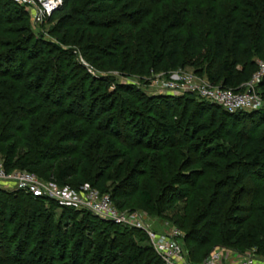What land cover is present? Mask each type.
<instances>
[{
  "label": "trees",
  "instance_id": "trees-1",
  "mask_svg": "<svg viewBox=\"0 0 264 264\" xmlns=\"http://www.w3.org/2000/svg\"><path fill=\"white\" fill-rule=\"evenodd\" d=\"M151 1L156 4L160 2L175 4L160 15L159 23L154 22L152 25L154 33L152 32L149 36L142 33L135 39L139 48L145 46L151 51L153 62L158 65L166 62L168 68L176 69L189 58L207 60L208 58L202 55L205 40L210 58L216 60V67L212 69L211 66L205 72L208 82L215 87L238 91L241 85L251 80L252 74L257 70V64L264 61V0H236L241 7L239 10L236 9L238 12L235 15L233 14L235 11L226 12L220 16L213 11L211 16L208 13L200 14V16L203 15L201 20L206 22L210 20L212 23L206 35L203 34L205 30H197L190 24H187L189 26L187 33L176 31L177 28L185 25L182 16L187 19L191 16V9L176 6L178 0ZM4 2L10 3L12 10L20 16L27 17L24 7L13 1ZM128 2L129 0H101L100 2L93 0L92 4L93 7L98 4L97 12L117 11L120 7H124L127 13L141 14L140 10L135 9L134 5L130 6ZM67 3L68 0H65V4ZM107 7L109 8L105 9ZM71 11L70 18L73 19V21L71 19L72 22L76 20L75 23H71L68 18L66 23L57 24L58 45L41 44V41L35 39L25 26L18 31L21 33L19 39H10L9 43L0 41V48L4 50L0 52V93L3 92L2 95L0 94V155L7 172L24 170L56 186H63L74 179V182L68 184L71 190L78 191L81 185H74L76 182L88 184L99 193L109 194L114 201L116 198H124L125 195L120 188H114L112 193L108 191L107 170L117 166L121 156L118 151H113L112 145L103 142L107 138L120 137L121 126L127 124L124 121V115H127L130 110L136 111L132 123L133 130L130 134H124L125 139L132 135H135L136 140L143 141L145 138L144 141L152 144L153 150L159 152L158 156L154 155L156 151L150 153V157L158 158L161 154H166L170 159L171 175H176L175 171L178 170L177 177L172 179L175 181L174 184L179 186H186L188 183L186 182L188 176H184L185 181H182L180 178L182 173H179L182 168L179 169L175 165L177 154H181L182 151V149L179 150L181 142L182 140L192 142L196 134H207L211 131L215 122L216 109L222 112L220 116L224 120L264 119V110L229 113L193 95H160L149 98L143 96L135 86L117 85L108 83L105 79L93 78L84 67L75 62L71 51L62 47L75 42V37L70 41V33L66 31L70 24L90 28L95 26L83 8L74 7ZM120 37L121 35L114 32V35L111 34L105 38L107 40L105 46L107 49L123 47L121 56L129 59L133 50L123 41H119L123 40ZM98 39L97 34H91L89 37L84 35L76 40L75 44L77 43L83 50L85 59H87V52H92L96 56L100 54V47L96 43ZM83 43L85 44L82 46ZM40 44L48 48L45 53L41 52L43 49H39ZM10 46L12 50L6 49ZM102 51L101 47V53ZM22 53L25 55L22 56ZM25 61L28 64L26 68ZM140 64L142 66H139L137 72L147 73L149 68L142 62ZM120 68L129 71L130 67L121 63ZM72 86L79 90L76 96L70 95ZM88 95L91 96V100H86ZM118 95H129V99L133 98L134 103H131L129 99H123L122 102ZM59 104L62 106L60 107ZM180 105H182L180 115L174 118L171 113L177 112ZM190 106H193L191 112L188 111ZM150 110H154L155 117H149L150 122H148ZM96 111L98 116L99 113L103 116L100 117L101 119L96 117L97 121L94 123L96 118L91 116ZM205 111H211L210 120L203 118ZM51 113L53 117L49 119L48 115ZM193 118H196L197 125L193 126ZM87 120L93 124L92 127L96 131L92 139H89L90 145L88 141L86 143L83 141L87 132L82 124ZM206 137L202 136L203 142ZM228 138L227 147L216 143L212 149V156H223L225 160L229 157L231 161L246 170L264 166V136L255 138L238 130L233 131ZM219 139L221 136L213 137L216 142ZM95 140L101 141V145L96 144ZM126 142L130 148L132 142ZM176 149L180 152L177 153ZM153 171L154 169L151 168L148 174L150 175ZM141 174V176L145 175ZM242 174L246 176L244 170ZM132 184L134 186L135 181ZM160 187L162 192L159 190L160 194L154 197L144 189L139 190L138 198L147 209L154 212L161 209L159 213H162L172 206L173 199L177 198L174 193L178 189L171 187L172 189L169 190L164 183ZM47 202L58 206L51 199L0 187V216L3 219L12 218L9 221L12 228L10 235H6L5 231L0 229V244L4 245L5 240L8 239L6 236L11 235L9 239L11 244H14L12 252L5 246L8 252L2 251L0 264H31L32 262L33 264H53L51 256L60 251L68 252L69 244H64V238H69L67 231L61 230L60 221H56L53 215L47 220L43 216L48 214L45 208ZM228 202L230 204L233 202V197L229 193L221 196L212 195L205 208L206 219L213 224L221 223L224 218L226 219L224 214L227 213ZM61 208L62 217L68 218L71 222L69 232L82 238L85 234H95L98 239L101 237L102 251L112 252L115 249L112 237H122L132 233L137 236V239L131 241L132 254L127 264H163L149 244L147 235L142 231L102 220L83 209L62 206ZM234 225L240 227L241 221H236ZM34 235H39L40 243L33 247L34 252L29 251L27 253L29 257L23 260L17 254L24 249L25 244L30 243ZM234 244L240 254L245 253L249 248H255L256 255H264V241L256 232L242 233ZM79 251L80 245L75 244L73 253L68 257L72 264H86L85 259L78 258ZM208 254L209 251L203 252L199 259L206 258ZM190 255L194 258V251H191ZM104 256L109 257L107 254ZM100 258L99 264H107L106 258Z\"/></svg>",
  "mask_w": 264,
  "mask_h": 264
},
{
  "label": "rangeland",
  "instance_id": "rangeland-1",
  "mask_svg": "<svg viewBox=\"0 0 264 264\" xmlns=\"http://www.w3.org/2000/svg\"><path fill=\"white\" fill-rule=\"evenodd\" d=\"M4 1L0 0V19L2 20V22H0L1 43H9L8 41L10 39H19V37H21V33L18 31L22 28V26H25L35 39L41 41V44L58 45L56 39L59 36L57 33L59 27H57V24L60 22L66 23L65 21L72 17L71 9L79 7L83 8V11L86 12L87 16L91 20V23H94L95 26L90 28L83 25L76 26L75 24H70L68 28H66V31L70 33V41H72L73 37H75L76 42V40L80 39L84 35L89 37L91 34H97L99 39L96 40V43L100 47V54L96 56V54H93L92 52H87V59H85L83 50L80 49V46L77 45V43L75 44L74 42L68 45H63L62 47L63 49H69L75 62L77 61L82 67H84L93 78L105 79L108 80V83H116L117 85L128 84L135 86L136 89L141 91L143 96L149 98L158 97L160 95L168 96V94L164 91L163 85L174 82L184 84L186 78L195 85H205L207 87L212 86L208 82L205 72L211 66L212 69L216 67V60H212L210 58V54L207 51L208 46L206 45L205 40L203 43L204 46L202 55L208 59L196 60L194 58H189L186 59L181 67L176 69L168 68L166 62H162L160 65L153 62V54L151 51L145 46L143 48H139V46L135 43V39L137 36H140V34L145 33L149 36L152 32L154 33V27L152 25L154 22H160V15L166 9H171V7L175 6L173 2H169L167 4L165 2H160L156 4L151 0L143 2L140 0H129L128 4L130 6L134 5L133 7L140 10L139 13L141 12V14L134 15L133 13H127L124 10V7H120L117 11L97 12L96 10L98 9V4L93 7V0H68L67 4H65V0H61L60 4L50 13V15H45L41 21H36L34 18L35 13H37L36 11L38 9V5L27 7L20 4L18 0H9L17 3L21 7H24V12L27 13V17H24L20 16L19 13L14 12L10 3ZM100 1L101 0H99V2ZM176 4V6L191 9L190 18L187 19L185 16H182L185 25L181 28H177L176 31L185 34L189 29L187 24H190L192 27H196L197 30H205L203 32L204 35L207 34L208 29H211L212 23L210 20H208L209 22L201 20L203 15L208 13V15L211 16L212 11L213 13L216 12V15L218 16L226 12L235 11L233 13L235 15L238 12L236 9L239 10L241 7V4L236 0H178ZM108 8L109 7L105 9ZM202 13L203 15L200 16ZM71 19L72 18L68 20L71 21ZM72 21L71 23H75L76 20H74V22ZM11 30L14 31L12 32ZM114 32L121 35L120 39L123 40L119 41H123L126 43V46L133 50L131 58H122L121 51L123 47L117 46L115 49L106 48L107 46L105 45L107 40L105 38L111 34L114 35ZM41 44L38 47L39 49H43L41 50V52L43 51L42 53H45L48 48L42 46ZM84 44L85 43H83L82 46ZM101 47L103 49V53H101ZM6 49L12 50V46ZM3 51L4 50L0 48V52ZM24 55L25 54L22 53V56ZM141 62L149 68L147 73L137 72ZM121 63L129 66V71L121 70ZM262 63H264V61L257 64V70L252 74L251 79L253 77L258 78V82L252 86L254 87L256 99H260L261 97L262 100H264V67ZM24 65H26V68L28 65L26 61L24 62ZM249 88L250 83L243 84L239 87V90H236L235 92H246ZM221 89L224 88L221 87ZM71 92L72 93H70V95L76 96L79 90H76V87L72 86ZM0 94L2 95L3 92ZM129 95L118 96L121 97L120 100L123 102V99H129L131 96ZM89 99L91 100V96L88 95L86 100ZM129 100L131 103H134L133 98H130ZM59 105L60 107L62 106L61 104ZM193 106H190V109L188 110L189 112L192 111ZM181 109L182 105L178 107L177 112H172L171 115L174 118H177L180 115ZM216 110L215 122L211 129L212 132L209 131L207 134H196L197 136L193 138L192 142L182 140V144L179 149L180 151L182 149L181 154L178 153L180 152L179 150H175L179 154V156L177 154V162L175 165H177L179 169L180 167L182 168L181 172L179 171V173H182L180 178L182 181H185L183 180L184 176H188L186 178V182L188 181L186 186L174 184L175 181L172 178L175 176L177 177L178 170L176 169L175 171L176 175H171V165L169 167L170 159L167 158L168 156L166 154H161L157 158L159 152H157V150H153L152 144L144 141L145 138L143 141L136 140L134 138L135 135H132L125 139L124 134H130L133 130L132 123L134 120V113L136 111L130 110L127 115H124V121L127 124L126 126H121L120 137L114 139L107 138L103 142L104 144L112 145L114 147L113 151H118L121 156L120 160L117 162V166L107 170L109 180L106 183V188L108 191L112 193L114 188H120L123 190V194L125 195L122 199L116 198L114 200L115 202L111 199L112 207L117 210L120 208V210H118L119 212L125 213L131 218L138 217L142 221L143 225L148 228V230L153 232L156 237L160 238L166 235H172L175 231H179L182 235L178 237L177 243L181 247L184 260L189 263L203 264L204 260L208 258V256L220 252L223 253L222 256L224 257L229 255V259L233 258L236 260L240 257L252 256L264 261V255H256L255 248H249L245 251V253L240 254L235 249L236 245L234 244L242 233L252 231L260 235L264 241V166L254 170H246V168H243L234 161H231L229 157L225 160L223 156H212V149L216 143L222 147H227L229 145L228 137L233 131L242 130L247 136L255 138L264 136V119L234 118L224 120L220 116L222 112L218 109ZM261 110H264V102ZM94 113L95 112L92 113L93 116H91V118L99 117L98 119H101L100 117L103 116H101L100 113L98 116L97 111L95 114ZM203 116L204 119L210 120L212 118L211 111H205ZM52 117L53 113L48 115L49 119ZM149 117H155L154 110H150V112H148V122H150ZM96 121L97 118L94 119L93 122L95 123ZM192 123L193 126L197 125L198 122L196 118H193ZM82 125L84 128L86 127L85 131L87 132L83 141L84 143L88 141V144L90 145L89 139H92L96 131H94V127H92L93 124L91 122L89 123V120L85 121ZM203 135L207 136L204 142L202 140ZM215 135L218 137L221 136V139L217 142L213 140ZM126 141L132 142L130 148L128 147ZM96 144L101 145V141H96ZM154 151H156V154L154 155L157 156L154 158L150 157V153H153ZM0 161L3 163L1 155ZM151 168H153L154 171L149 175L148 171H150ZM243 170L245 171L246 176L242 174ZM14 171L15 170L6 172L13 173ZM141 173L145 175L141 176ZM39 180L45 187L61 191L62 197L66 201H74V198L77 197L85 198V194L82 191L85 188L90 187L88 184H79L76 182L74 185L76 184L81 186L78 188V191L75 192L71 190L68 185L69 183L74 182V179L69 180V182L63 186H56L42 181L41 179ZM133 181H135L134 186L132 184ZM162 183H164L166 188L168 187L169 190L176 188L178 191L174 193V195H177V198L173 199L172 206L164 210L162 213H159L161 210L160 207L158 212H154L147 209L140 202L138 198V191L144 189L148 191L152 197H154L156 194H160L159 190L162 192V188L160 187ZM7 190L12 191L11 188ZM224 193L231 194L233 202L232 204H230V202L226 204L227 213L224 214L226 219L224 218L221 223L213 224L209 222V219H206L205 208L212 195L217 194L221 196ZM54 202H56L58 206L52 205L49 202L45 204V208L47 210L46 213L48 214H43V216H45V219L47 220L48 217H52L53 215V218L56 221H60L61 230L67 231V234L69 235V238H64V244H69V248L67 249L68 252L60 251L59 253H56V255L51 256L53 264H72L70 258L68 257H70L71 253H73L72 251L74 250L75 244L80 245L78 258L81 260L85 259L86 264H99V261H101L100 257L106 258L105 260L107 264L128 263L132 254L131 241L137 239L136 235L129 232L130 234L128 235H121L122 237L114 236L112 237V242L113 245H115V249L112 250V252H109V250L107 252L104 250L102 251L101 237L98 239L95 234H85V237L82 238L73 232H69L71 222L68 218L62 217L63 211L61 206L66 208L72 207L77 210H80V208L77 207L76 204L69 202L55 200ZM11 219L12 218L10 217L3 219V217L0 216V229L4 230L6 235H10L11 233L12 228L9 223ZM238 220L241 221V226L235 227L234 223L236 221L238 222ZM43 221L44 220H42V222ZM10 237L6 236V238H8L6 239L7 241L5 240L4 245L0 244V255H2V251H7V249L10 252L13 251L12 249L14 244H11V240L9 239ZM103 238L104 237L102 236V239ZM24 241H26V239H24ZM148 242L150 244L149 238ZM39 243V235H34L30 243L25 244L24 249H22L17 255L23 260L28 258L29 256H27V253L32 251L33 247H36ZM191 251H194V258L190 255ZM206 251H209L208 256L206 258L199 259L201 254ZM106 254L109 257H105L104 255ZM195 259L199 260L192 261ZM23 263H25V261H23ZM33 263L34 262L31 264Z\"/></svg>",
  "mask_w": 264,
  "mask_h": 264
},
{
  "label": "built area",
  "instance_id": "built-area-1",
  "mask_svg": "<svg viewBox=\"0 0 264 264\" xmlns=\"http://www.w3.org/2000/svg\"><path fill=\"white\" fill-rule=\"evenodd\" d=\"M20 4L33 7L38 5L37 13H35V20L41 21L45 15L50 13L60 4L61 0H18ZM263 67H264V63ZM262 68V67H261ZM258 82V78L253 77L248 83L250 88L246 92H235L230 89H221V87L215 86H199L190 82L187 78L184 84L168 83L163 85L164 91L169 95H196L199 99L215 104L221 107L223 110L229 113L241 112V111H258L262 109L264 100L256 99L254 92V85ZM247 83V84H248ZM199 86V87H198ZM0 184L1 187L14 191H22L26 194L33 196L44 197L47 199L69 202L76 204L80 209L86 210L92 213L94 216L112 222L114 224L138 229L146 233L150 240L151 247L154 252L161 259L163 264H195L189 263L184 260V255L181 247L177 243L178 237L182 234L179 231H175L172 235H166L163 237H156L153 232L146 228L142 221L136 217L131 218L125 213L119 212L112 207L111 197L109 194H101L96 189L85 188L82 192L85 194V198L77 197L74 201H66L62 197V192L45 187L40 183L39 178L24 170H15L13 173H7L3 163L0 161ZM223 253H214L208 256L204 260L203 264H264V261L257 259L256 257H240L238 259H229L222 256Z\"/></svg>",
  "mask_w": 264,
  "mask_h": 264
}]
</instances>
